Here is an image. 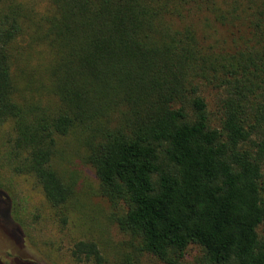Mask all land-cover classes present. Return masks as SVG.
Listing matches in <instances>:
<instances>
[{"label": "trees", "instance_id": "trees-1", "mask_svg": "<svg viewBox=\"0 0 264 264\" xmlns=\"http://www.w3.org/2000/svg\"><path fill=\"white\" fill-rule=\"evenodd\" d=\"M83 168L123 239L112 263L75 240L69 264H182L192 245L196 264H264V0H0V227L17 264L50 261L4 174L30 178L64 229Z\"/></svg>", "mask_w": 264, "mask_h": 264}, {"label": "rangeland", "instance_id": "rangeland-1", "mask_svg": "<svg viewBox=\"0 0 264 264\" xmlns=\"http://www.w3.org/2000/svg\"><path fill=\"white\" fill-rule=\"evenodd\" d=\"M206 95L211 111L215 112V95L211 92H206ZM73 157L76 168V156ZM82 171L84 178L79 189L80 196L71 206L69 224L64 229L54 223L42 190L35 186L30 178L4 174L1 188L6 192V198L9 197L15 205L18 216L16 221L31 235L29 237L32 243L52 264H69V248L75 240L82 238L99 241L101 246L106 248V254L112 263L114 243L118 244L123 239V235L111 221L113 207L100 194L94 172L90 168H83ZM22 253V247L0 227L1 264H17L14 258ZM200 255V248L192 245L187 250L182 264H196L195 259ZM50 262L35 259L30 264H51ZM145 262L163 264L155 259H147Z\"/></svg>", "mask_w": 264, "mask_h": 264}]
</instances>
